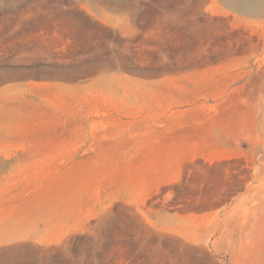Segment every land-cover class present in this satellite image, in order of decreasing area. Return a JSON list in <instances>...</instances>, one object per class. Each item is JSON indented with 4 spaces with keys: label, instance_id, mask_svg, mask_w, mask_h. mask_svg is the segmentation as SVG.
<instances>
[{
    "label": "rangeland",
    "instance_id": "obj_1",
    "mask_svg": "<svg viewBox=\"0 0 264 264\" xmlns=\"http://www.w3.org/2000/svg\"><path fill=\"white\" fill-rule=\"evenodd\" d=\"M0 264H264V9L0 0Z\"/></svg>",
    "mask_w": 264,
    "mask_h": 264
},
{
    "label": "bare ground",
    "instance_id": "obj_2",
    "mask_svg": "<svg viewBox=\"0 0 264 264\" xmlns=\"http://www.w3.org/2000/svg\"><path fill=\"white\" fill-rule=\"evenodd\" d=\"M239 5L243 10L251 13H259L264 9V0H228Z\"/></svg>",
    "mask_w": 264,
    "mask_h": 264
}]
</instances>
